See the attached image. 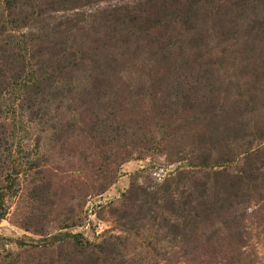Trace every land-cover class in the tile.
I'll use <instances>...</instances> for the list:
<instances>
[{
	"label": "rangeland",
	"instance_id": "374dc122",
	"mask_svg": "<svg viewBox=\"0 0 264 264\" xmlns=\"http://www.w3.org/2000/svg\"><path fill=\"white\" fill-rule=\"evenodd\" d=\"M3 1L14 55L0 69L20 79H0V264H264V0L243 8L235 47L176 0ZM136 4L147 25L104 22ZM64 16L62 37L43 34ZM250 152L253 187L196 206L184 229L186 193L227 198Z\"/></svg>",
	"mask_w": 264,
	"mask_h": 264
},
{
	"label": "trees",
	"instance_id": "16d2710c",
	"mask_svg": "<svg viewBox=\"0 0 264 264\" xmlns=\"http://www.w3.org/2000/svg\"><path fill=\"white\" fill-rule=\"evenodd\" d=\"M20 1L21 0H5V1H3V7L7 11H12V10L18 9ZM28 1H29V3L30 2L35 3L36 1H39V0H28ZM43 1H45V0H43ZM68 1L70 3H73V5H75V6L81 5V4H78V2H77L78 0H63V2L65 4ZM248 1L249 0H181V1L176 0V3L177 4H183L182 7L185 8L184 10L186 11V14L188 15L187 17H189L190 15L191 16H195V15L197 16V18L195 19V23H198V22H200V24L205 23V25H206L205 29H207L210 25H214L215 27L220 28L221 29L220 34L224 36L223 40L224 41H227V40L232 41L230 45L235 47L238 45V34L236 33L237 25H235V24L237 22V18L244 12L243 8H245ZM41 2H42V0H40V3ZM168 2H170V0H168ZM149 3H150V5H153L151 0L149 1ZM71 7H74V6H71ZM65 8L71 9V8H67V7H65ZM167 8H168V5L166 3L165 8L161 7L159 11H163V9L166 10ZM136 11L137 12L140 11V7H138V5H137V7H134L128 11L129 15L122 17L121 13L118 9L107 10L106 14H105L104 22L107 24L108 27H112V26L116 27L117 24L124 23L123 20H126V23H124V24L125 25L130 24V26H128V29L136 28L135 24H139L140 20H143L144 25H147L146 24L147 21H146L145 17L141 16L140 13L137 15L134 14ZM72 20H73L72 18H68V17L64 16L63 18L59 19L58 21H53L50 23L43 24L40 27V29L43 30L45 27L46 28L51 27V30L55 34L62 37V35L64 33L62 32V30H60L61 27L62 28H69V26H73L74 24H71ZM209 20H211L212 24H208ZM14 21H15L14 19H10L7 24L12 23L11 24L12 27H16V25H13V24H15ZM255 23L257 24V29L259 30V28H260V30H261V21L259 22V24L256 21L255 22L253 21L254 25H255ZM46 28H45L43 34L47 36V34L50 33V31L47 30ZM4 30H5L4 22L1 21L0 22V65L4 64L3 63L4 59L9 58V56H10V59H9L8 63H10L11 58L14 55V53L11 51L12 48L9 47L12 40H8L6 38L2 39V36L4 35ZM261 37L262 36H260L259 39H261ZM262 39L264 40V37H262ZM12 43L14 44L13 41H12ZM63 43L65 44V41ZM148 43H149V41H148ZM5 66H7V65H5ZM8 69H9V67H8ZM8 69L7 68L0 69V79H3L1 81V83H4V81H6L5 79L9 78V80H11L12 83H15V85H17V83H18L17 80L20 79V75L17 74V72H16L10 76H7ZM47 79H48V76L45 77V80H47ZM36 86H37V84H35V87ZM188 96L191 98H197L198 99V98H203L204 93L198 94L197 92L194 91L192 95L188 94ZM259 139H263V137H261ZM259 149L262 150L263 146H260ZM6 154L7 155L11 154L10 150H6ZM251 154L252 153L250 152V154H249L250 158L249 159H244L246 162V172H244V174H243V170H241L240 174L236 173L232 183L227 181L226 186H224V187L220 186L219 190L223 191L227 198L224 199V198L218 197V198L210 201L211 204H206V201L203 199L205 197H207L206 196L207 186H203L202 187L203 190H201L199 192V194H198L199 200L193 199L191 197L192 196L191 194L186 193L187 195L184 196V199H185V201L191 202V206H190V208L183 207L182 208L183 212H181L180 208L178 207V215H177V218L180 220V222L181 223L184 222V224H185V226H183L184 229H187V226L190 223H192L190 220V217L192 215H194L195 211L197 210V209H195L196 206L197 207L202 206L204 208V210H206V211L210 210V209L213 211L214 208H212V205L216 204V205H219L218 209L220 210V209L224 208L223 204L225 201H228L230 196L237 197V195H238L237 193L241 189L244 192H246L245 189H247L248 186H247L245 181H247L249 183L251 181L250 188L253 187L252 182L258 181V174H255V173L258 170L259 160H257V162L250 161L251 158H254V157H252ZM214 160H215L214 163H218V164H226L229 161H233L232 158H231V160L228 157L226 158V154L218 155L214 158ZM260 161H261V165H264V158H262V160H260ZM204 165H205V163H204ZM22 166H24L23 163L9 168L8 172L9 173L11 172V173L8 174V172H7V176H6V179L10 181V186H8V189L12 188V186L17 183V181H15L12 178V176H10V175L13 173L17 176L18 173L25 171V168H22ZM20 167H21V170H20ZM201 176L202 175L199 176V173H197V175L195 177H201ZM263 176H264V174H262V177ZM185 178L186 177H183L182 179H185ZM202 183H203V185L205 184L204 182H202ZM243 186H246V187L243 188ZM3 197H4V193H0V217H2L3 214L5 213V209L1 206V203L3 202ZM194 202H195V204H194ZM196 217L197 216L192 218L194 222H195L194 219ZM177 225L178 224L175 225L176 227H174V231H177L178 234L186 233V230L182 231L183 229H179L177 227ZM192 228H193V225L190 224L189 230L188 229L187 230L190 231ZM81 252H80V255H81ZM84 254H82L84 256V260L82 261V263L83 262L87 263V262H89L91 260H95V259L101 260L100 257H95V258L89 257L88 258L86 256L87 253L85 255ZM76 261H78V258ZM37 264H47V263L41 262V263H37Z\"/></svg>",
	"mask_w": 264,
	"mask_h": 264
}]
</instances>
